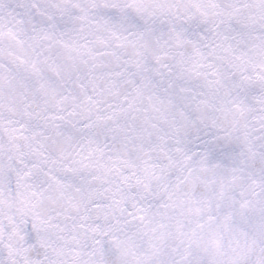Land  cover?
Masks as SVG:
<instances>
[{"label":"snow or ice","instance_id":"snow-or-ice-1","mask_svg":"<svg viewBox=\"0 0 264 264\" xmlns=\"http://www.w3.org/2000/svg\"><path fill=\"white\" fill-rule=\"evenodd\" d=\"M0 264H264V0H0Z\"/></svg>","mask_w":264,"mask_h":264}]
</instances>
